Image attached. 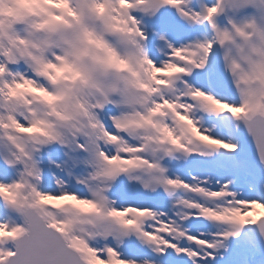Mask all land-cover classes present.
<instances>
[{"label": "snow or ice", "instance_id": "1", "mask_svg": "<svg viewBox=\"0 0 264 264\" xmlns=\"http://www.w3.org/2000/svg\"><path fill=\"white\" fill-rule=\"evenodd\" d=\"M264 0H0V264H264Z\"/></svg>", "mask_w": 264, "mask_h": 264}, {"label": "rangeland", "instance_id": "2", "mask_svg": "<svg viewBox=\"0 0 264 264\" xmlns=\"http://www.w3.org/2000/svg\"><path fill=\"white\" fill-rule=\"evenodd\" d=\"M257 211H259V212H264V209H258Z\"/></svg>", "mask_w": 264, "mask_h": 264}]
</instances>
